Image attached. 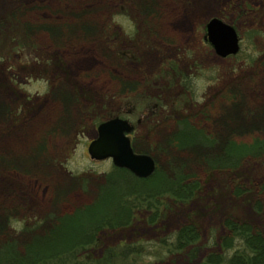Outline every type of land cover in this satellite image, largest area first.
<instances>
[{"label": "rangeland", "instance_id": "374dc122", "mask_svg": "<svg viewBox=\"0 0 264 264\" xmlns=\"http://www.w3.org/2000/svg\"><path fill=\"white\" fill-rule=\"evenodd\" d=\"M212 19L236 29L237 55L215 54ZM117 117L133 126L135 152L151 151L166 174L167 160L190 162L198 196L129 199L141 185L89 154L98 126ZM184 120L220 148H169ZM263 122L264 0H0V256L15 238L27 262L35 239L60 221L87 231L130 206L127 225L103 227L91 245L34 264H195L174 249L185 225L199 227L202 255L217 250L228 216L264 232L254 208L264 167L209 176L203 166L229 140H264ZM242 184L252 191L236 199L232 187Z\"/></svg>", "mask_w": 264, "mask_h": 264}, {"label": "trees", "instance_id": "16d2710c", "mask_svg": "<svg viewBox=\"0 0 264 264\" xmlns=\"http://www.w3.org/2000/svg\"><path fill=\"white\" fill-rule=\"evenodd\" d=\"M233 99H235V97H233ZM186 122V120L180 121V127L183 126V129L176 136L167 140V146H169V148L173 145L177 147L178 150H184L200 145L203 146L206 143V148L209 147L208 149L210 150L216 151L220 148L218 145L219 140L215 138V140H213L211 137L207 139L201 131H194L193 127L189 129V123ZM160 150H165V147L162 146ZM147 154L152 155L151 151ZM206 156L203 166L209 176H212L214 173L227 174L231 172V174H235L251 163H258V165L264 167V140L256 139L252 144L237 143L229 140L221 153L216 155L206 154ZM161 158H164V155H161ZM155 160L158 163L156 172L148 179H138L129 171L118 169L121 172L129 174L128 178L130 182L141 185V188L138 187L137 189L138 194L135 192V195H127L129 199H133V197L137 196L140 201L143 199L142 203H147L148 201L157 203L159 197L170 195L179 201H183L182 203H187L189 200L191 201L198 196L200 192V181L192 174H187L188 170H190V162L182 161L178 163V161L175 160L174 163L173 161H166L165 159L167 162L165 163L170 166L168 175L166 171L161 169V162H158V157H156ZM235 186L236 185L232 187V194L236 199L242 198L252 191L251 188L247 189L243 184ZM256 189L260 199H257L254 208L258 215H260L264 213V205L261 201V199L264 198V183L257 186ZM105 201H107V199ZM128 204L129 202H127V205ZM103 205H106V203L104 202ZM130 208L131 206L126 209H118L119 211L115 213L116 216L113 218L114 220H106L107 222L105 225H101L103 222L100 225H97V222L91 223L92 225L89 226V230L87 231L86 227H81L79 230L75 231V229H73L75 220H71L70 224L65 223V221H60L57 231L51 234V236L45 240L40 238L35 239L33 248L31 251H27L29 253V260L27 262L23 261V255L19 251V248L17 249L18 243L16 239L11 238L10 242L6 244V251L2 252L3 256H0V258L3 259L4 264H34L42 260H54L63 254H73L78 248L91 245L94 242V237L103 227L104 229L105 227L121 228L123 226L119 225L124 222L127 225L131 217ZM89 209L92 210V208H86V210ZM89 213L92 214L94 211L92 210ZM157 216L158 212H156L150 220H156ZM75 218L79 220L78 217ZM259 218L264 221V215H260ZM69 226L71 227L70 230L68 229ZM223 228L225 230L224 236L215 238V248L217 250L210 249L202 255V247L199 244L201 232L199 227L194 224L185 225L178 231L177 243L174 249L178 252H183L185 258L192 260L195 264L196 261L202 262L203 264H264V232L261 228L255 227L246 221L238 220L233 216L225 218ZM42 246H46L48 249L43 247L41 250ZM13 251L16 254L15 257L11 256V254L14 253ZM228 251H232L233 253L229 256L227 253ZM132 253L129 255H140L142 252L133 250ZM110 256L111 252H108V255L105 257L107 263L110 260Z\"/></svg>", "mask_w": 264, "mask_h": 264}, {"label": "water", "instance_id": "95a60500", "mask_svg": "<svg viewBox=\"0 0 264 264\" xmlns=\"http://www.w3.org/2000/svg\"><path fill=\"white\" fill-rule=\"evenodd\" d=\"M209 42L222 58L237 55L240 51V38L237 31L219 19L208 24ZM98 138L89 146L93 160L111 159L114 166L131 172L135 177L148 179L156 171L155 160L146 154L135 153L129 135L133 126L119 117L98 126Z\"/></svg>", "mask_w": 264, "mask_h": 264}, {"label": "flooded vegetation", "instance_id": "af4514ba", "mask_svg": "<svg viewBox=\"0 0 264 264\" xmlns=\"http://www.w3.org/2000/svg\"><path fill=\"white\" fill-rule=\"evenodd\" d=\"M225 23V22H224ZM228 24V23H227ZM230 25V24H229ZM208 43V42H207ZM215 52V51H214ZM215 54L220 58V56L215 52ZM222 58V57H221Z\"/></svg>", "mask_w": 264, "mask_h": 264}, {"label": "bare ground", "instance_id": "6f19581e", "mask_svg": "<svg viewBox=\"0 0 264 264\" xmlns=\"http://www.w3.org/2000/svg\"><path fill=\"white\" fill-rule=\"evenodd\" d=\"M1 146H3V145L1 144Z\"/></svg>", "mask_w": 264, "mask_h": 264}]
</instances>
